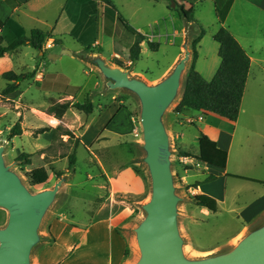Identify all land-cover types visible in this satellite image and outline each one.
<instances>
[{
	"label": "crops",
	"instance_id": "1",
	"mask_svg": "<svg viewBox=\"0 0 264 264\" xmlns=\"http://www.w3.org/2000/svg\"><path fill=\"white\" fill-rule=\"evenodd\" d=\"M151 1L155 4L153 7L154 9H156L157 6H162L166 15L162 20L155 19L149 23L150 31L147 32L142 30V28H137L127 16L122 14L125 9L127 11L135 10V8L138 10V8L134 6V0H113V3L118 12L125 17L128 23L136 31L146 37V42L141 45V56L145 52V46H148L147 42L158 43L160 44V49H162L163 45L161 40L166 39L167 41V39L172 36L175 39L172 45L175 46L179 44V50L174 54L172 60L168 64H165V66L159 70L158 74L150 75L152 80L146 77L148 73L144 74L143 72L131 71L133 77L141 79L149 84H158L173 71L178 62L184 57V45L189 38V29L191 26L198 27V23L196 17L195 21L190 25L185 21L184 25L176 27L171 34L167 28V19L172 22V10L168 8L169 2ZM203 1L206 0H199L194 8L198 4L203 3ZM209 1L213 2L215 5L214 0ZM227 1L228 0H224L223 3ZM106 9L107 8L103 4L92 0H0V21L7 22L2 35L4 36L6 29H10L14 37L12 42H14L21 34L27 36V29H29V35L27 37L30 36L32 30L40 29L48 33L51 37L49 41L53 43V47L48 50H53L55 47L60 46L63 51H70L71 57L81 56L88 66L90 63L86 59L93 57L91 55L95 47L102 50V57L107 60L101 35L114 40L115 50L111 56L115 57L119 55L120 49H124L125 43L131 40V48L135 41V38L128 34L119 24L117 16L115 17L113 28L111 29V35L106 32ZM251 13H258L262 16L264 23V0H233L224 22L221 25L219 24L220 28L224 27L232 33L251 59L250 72L238 120L236 122H231L213 114L204 115L192 111L176 114L174 111L171 129L176 136V144L179 152L198 155L200 151L199 138L200 134L203 133L215 141L219 149L228 153V164L226 169L212 167L192 158L184 157V159H186V164L192 166L190 173L195 172L194 168L204 167L207 176L214 175L217 178L223 176L240 182L241 185H235L237 191H257L259 195L258 199L262 203V208L256 213L255 220L264 223V143L260 140V138L264 139V116L263 114H259V111L264 112V54H260V52L264 50V39L261 42H254L250 40L251 38L248 37V34L243 31L246 29L245 21L247 16H250ZM231 16H233L232 26L228 25ZM173 23H176V19H174ZM111 24L112 23L109 22V28ZM152 27L155 28L154 31H151ZM163 30H166V33H164ZM93 31L96 33L95 37L90 40V42L85 41L87 34ZM191 34L194 35L193 29ZM63 35L76 41L78 45L81 44L83 49L73 51L67 48L65 40L62 39ZM191 39H193V36ZM56 40L61 41V44L56 45ZM203 41L204 37L200 40L197 47L198 56L195 66L202 77L210 82L215 77L221 65L222 60L219 57L220 46L217 43V57L215 56L212 63L203 66V70H201L199 66L202 61L201 51ZM11 43L6 44L5 38V46H9ZM25 47L31 48L30 46L21 47L15 52H9L0 60V64L3 62V64L7 66L4 70H0V77L6 72H14L17 75H21V71L27 70L29 71L28 73L35 72V77L23 81L18 90L13 94L3 97L4 100L8 102L10 99L9 96L13 95L15 100H19L18 106H21L30 115L37 114V116H40L34 118L42 125L40 129L45 127H50L52 129L51 132L40 135L38 138L33 137L35 140L41 138L46 139L47 144L35 147L38 152L42 153L44 158L46 155L45 149L53 142L54 130L57 127L60 126L73 133L74 136L76 135L78 138L77 140L81 141L82 147L87 153H89L91 157L94 156L99 160L101 166L100 173L103 174V181L109 186V198L112 202L107 208L83 205V207H85L83 211L85 213V218L73 217L70 219L65 215L62 219L55 220L49 228V236L52 242L47 241L46 245L35 255V264H131L130 257L133 250V241L129 237L128 226L127 224L118 222V216L113 213L112 208L114 203L118 202V200H116L118 195L135 198L141 192V176L138 174L137 169H139L141 165L139 155L142 149L133 135V124L131 121L132 109L135 108V103L137 101L135 97H123L118 91L110 90L106 83L104 84L103 81L97 78L95 83L89 86L87 83L75 84L69 76L61 73H47L43 69L45 63L43 59L45 58L47 48L44 49L43 52H39V56L42 57V60L38 61L39 65L36 66L35 69L33 67L30 68L29 65H23L22 70H18V65L17 62L15 63L16 60L14 57L25 55ZM87 49L91 51L88 56L85 54ZM64 53L65 52H62V54ZM51 55L57 56L55 53ZM9 57L14 59L9 60ZM127 63L130 64V66L134 65V63L132 64V62L128 60ZM49 75L56 77L64 76L69 86L79 88L78 94L73 97L55 91L38 89L36 83L43 82L44 79L50 81V79H48ZM54 80L56 81V79ZM5 82L7 86L8 82ZM24 83H28V85H23ZM25 86L27 87L25 88ZM22 90L30 93L36 90L43 93V100L48 101L49 107L52 99L60 103L70 101L73 104H82L90 98L94 106V111L91 115H85L72 108L62 119H57L54 115L45 113L41 110V107L46 105L45 103L44 105H39L32 101L26 102L25 100H20L19 96L25 95ZM82 95L85 97L84 102H80V97ZM248 98H250V102H246ZM260 100H262L263 103H260ZM49 107H47V109ZM129 107L132 109L129 110ZM73 115L77 118V123L74 125L69 122V117ZM245 115L246 117H242ZM25 122L26 118H24L22 122L24 133L26 134L25 127L27 123ZM197 125H200V129H197L198 136L196 141L198 142V148L195 152L190 150V145L184 140L183 133L180 134V130H188L190 127H198ZM32 133L33 132L30 134ZM129 136H132L133 140H130ZM65 160V168L68 169V157H66ZM91 170L94 172L95 169L92 168ZM88 176L93 179L92 175L89 174ZM49 177L51 179L50 172ZM234 177H240V179ZM241 178L248 180H243ZM89 182L90 181L86 180V186L103 188V186ZM87 188V190H89L90 187ZM94 192L95 191H92V194L95 196L97 192ZM190 192L194 194L193 196L207 195V193L203 191L202 185L196 188L190 187ZM121 202L125 203V201ZM217 202L219 205V201ZM136 203L139 204L137 201ZM247 227H249L248 224L244 226V229ZM127 250H129L128 256H126Z\"/></svg>",
	"mask_w": 264,
	"mask_h": 264
},
{
	"label": "rangeland",
	"instance_id": "2",
	"mask_svg": "<svg viewBox=\"0 0 264 264\" xmlns=\"http://www.w3.org/2000/svg\"><path fill=\"white\" fill-rule=\"evenodd\" d=\"M168 2V8L172 10V22L171 20L169 21V19H167V28L172 34L176 27L184 25L186 21L180 16L178 9V6L185 5V0H171ZM174 4L175 8L173 7ZM154 5L155 4L151 0H134V6H136L138 10H136V8L132 11H127L125 9L122 14L127 16L137 28H142V30L147 32L150 31L149 23L155 19L162 20V18L166 15V12L162 6H157V8L154 9ZM195 12L198 27L191 26L189 29L188 47L191 53V59L188 64V70L190 68V63H192L193 60L194 51L197 52L198 45H195L194 41L199 38V34L201 33L199 30L202 28L206 31V35L204 36V41L202 44V61L199 67L201 70H203V66H207L208 64L212 63L213 58L215 56L217 57L218 44L214 41L213 35L220 28V25L218 23V17L216 15L215 5L213 2H210L209 0L203 1V3L198 4L195 7ZM232 17L233 16H231L228 21V25L230 26H232ZM174 19H176V23H173ZM186 22L188 25L191 24L188 21ZM245 23L246 29L243 31L248 34V37L251 38L250 40L254 42H261L264 39V23L262 16H260L258 13H251L250 16H247ZM191 28L194 30V35L191 34ZM28 30L29 29H27V36L29 35ZM152 30L154 31L155 28L152 27L151 31ZM163 32L166 33V30H163ZM95 34V31L89 32L85 41L90 42V40L95 37ZM4 36L6 38V44L11 43L14 38L10 32V29L5 30ZM192 36L193 39H191ZM101 37L103 38L104 49L106 52V62L109 66L120 67L123 70L130 72L133 70L135 72H143L144 74L148 73L146 77L149 80H152L150 75L158 74L159 70L164 67L165 64H168L172 60L174 54H176L179 50V44L175 46L172 45V43L175 42V39L171 36L167 39V41L166 39L161 40L163 47L158 53H153L148 46H145L144 54L138 61L134 62L133 66H129L127 60L130 53L129 49L131 46V40L125 43L123 50L120 49L121 51L118 55L120 60H116L117 58L115 56H111L115 50L114 40L102 35ZM62 39L65 40V44L70 50L78 51L83 49L81 44L80 48V45H78L76 41L72 40L66 35H63ZM47 43L52 42L47 41ZM89 44L92 45L91 43ZM44 49H46V46ZM100 50V48L95 47L92 50L91 56H102ZM62 52L63 49L60 46L55 47L53 50L46 49L45 58L43 59L45 62L43 69L47 73H61L67 75L75 84L87 83L89 86H92L95 83L96 78L103 81L104 84L106 83V80L100 70L91 64L87 66L81 56L71 57L70 54H62ZM54 53L57 54V57H60L57 59H51L50 56ZM90 53V49H87L85 52L86 56H88ZM24 54L25 55L20 57H14L16 61H13H15V63L17 62L18 70H22L23 65H29L30 68L33 67L35 69V67L39 65L38 61L42 60V57L39 56V52L32 48L25 47ZM260 54H264V50H262ZM14 58L9 57V60ZM6 67L7 66H5L3 62L0 64V70H4ZM28 72V70L21 71V74ZM186 75L187 73L185 74V77ZM131 76L133 77L132 74ZM184 83L185 79L183 80V87L178 98L169 107L164 116V122L170 137V150L172 152L171 168L174 177V185L176 188V193L181 199L178 204V222L181 236L185 241L184 254L188 259L198 260L211 255L214 256L222 254L231 250L245 236L263 224L262 221L255 220L256 213L262 208V203L258 199L259 195L257 191H237L235 185H241V183L223 176L218 177V180L214 182L202 185L203 191L207 193L208 196L219 201V211L217 213H211L208 210L202 209L196 206L192 201L194 194L190 192V187H193L198 182H203L208 176L204 171V167L194 168L195 172L190 173L192 166H190V164H186V159L181 157L180 154H183V152L178 151L176 144L177 139L171 129L172 117L179 101L182 98ZM23 85H28V83H24ZM149 85L155 84L153 83ZM5 86L6 82L2 77H0V145L6 147L5 159L7 164L11 166L12 170L20 176L25 186L33 194H38L45 190L52 189L61 177H68V180L63 184L55 203L45 215L39 229L41 242L34 248L31 256V264H35V255L46 245L47 241L52 242L49 236V228L55 220L62 219L65 215L70 219L73 217L85 218V213L83 212L85 207H83V205L89 207L107 208L112 202L109 198V186L103 181V174L100 173L101 166L99 160L94 156L91 157L90 154L87 153V151L82 147L81 141L77 140L78 138L76 135V138L72 140H70L69 137L58 136L57 140L53 141L45 149V158L41 152L37 151L35 147H40L47 144V141L44 138L38 140L33 138V133L38 131L42 126L34 118L40 116H37V114H34V116L27 113L21 106L17 105L19 100H15L13 95L9 96L11 100L9 99L8 102H6V100L1 97V93L5 89ZM26 87L27 86H25V88ZM34 91H32V93L23 91L25 95L19 96V99H22V101L25 100L26 102L32 101L39 105H44L45 103L46 105L41 107V110L45 113H48L49 108L47 109V107H49V103L47 100H43V93L36 90ZM115 91H118L123 95V97H135L137 101L135 103V108L132 109L129 107V110L132 109L131 121L133 124V131L135 128H138V132L140 134V136L135 139L139 145L142 146L144 141L143 128L140 119L141 104L138 98L132 93L125 90ZM84 101L85 97L82 95L80 97V102ZM246 102H250V98H248ZM260 103H263V101L260 100ZM259 114H263L264 116V112L262 111H259ZM242 117H246V115ZM24 118H26L25 123H27L25 127L26 134L24 133V126L22 124ZM69 122L73 125L76 124V116H70ZM17 123H21L23 135L19 138L10 139V131ZM197 126L198 127H190L188 130H180V134L183 133L184 140L190 145V150L195 152L198 148V142L196 141L198 136L197 129H200V125ZM31 132L33 133L30 134ZM129 139L133 140V137L129 136ZM260 140L262 143H264L263 138H260ZM74 151L77 152L75 173H68L67 168H65V159ZM23 153L31 155V165L25 167L20 165V162L17 160V158ZM139 157L141 165L140 168L137 169V172L141 176L142 182L140 194L135 198L118 195L116 197L118 202L114 203L112 208L113 213L118 216V222H122L128 226L129 237L133 241V250L130 257L131 264H136L140 258V251L136 241L135 229L145 219L146 213L143 209V206L150 201L152 195V182L150 173L146 164L142 162L144 158L143 151H141ZM38 167H46L50 172L51 179L46 185L33 186L30 185L28 181L27 174L31 170ZM92 168L95 169L94 172H92ZM54 172H62L64 175L60 178H57ZM89 174L92 175L93 179L89 178ZM86 180L103 186V188H92V186H86ZM87 187H90L89 190H87ZM92 191L97 192H94L95 196L92 194ZM121 201H125V203H122ZM136 201L139 202V204L136 203ZM7 222L8 212L0 208V229L4 228ZM246 224H248L249 227L244 229Z\"/></svg>",
	"mask_w": 264,
	"mask_h": 264
},
{
	"label": "water",
	"instance_id": "3",
	"mask_svg": "<svg viewBox=\"0 0 264 264\" xmlns=\"http://www.w3.org/2000/svg\"><path fill=\"white\" fill-rule=\"evenodd\" d=\"M188 42L189 38L184 45V57L155 85L132 77L130 71L109 66L102 56L86 59L100 70L110 90L130 92L141 104L142 162L150 173L152 195L143 206L146 217L135 229L140 251L136 264H264V223L225 253L198 260L188 259L184 254L185 241L178 222L181 199L174 185L170 137L164 116L183 87L191 59ZM5 151L6 147L0 145V208L8 212V222L0 229V264H31L32 252L41 242L39 229L43 219L68 177H61L52 189L33 194L7 164Z\"/></svg>",
	"mask_w": 264,
	"mask_h": 264
},
{
	"label": "trees",
	"instance_id": "4",
	"mask_svg": "<svg viewBox=\"0 0 264 264\" xmlns=\"http://www.w3.org/2000/svg\"><path fill=\"white\" fill-rule=\"evenodd\" d=\"M97 3L103 4L107 9L105 12L106 32L111 35V29L115 17L124 30L135 38V41L130 48L128 61L132 64L140 59L142 43L146 42V37L136 31L128 21L118 12L113 0H92ZM155 2L171 1V0H153ZM199 0H185V5L178 6L180 16L192 23L195 21V4ZM224 0H214L216 5V15L218 22L221 25L231 8L233 0H228L223 3ZM109 22L112 23L109 28ZM7 22L0 21V60L3 59L9 52H15L19 48L24 46H30L38 52H43L44 47L51 39L48 33L40 29H34L31 31L29 37L21 34L14 42L9 46H5V37L2 32L6 28ZM200 36L194 41L195 45H198L200 40L205 36L206 31L202 28L200 30ZM214 41L219 44V57L221 58V65L212 81H206L202 75L196 70L197 52L193 53V60L191 66L185 77L184 89L182 98L179 101L175 113L182 114L186 111L199 112L204 115H216L231 122H236L240 116L242 100L246 89L248 75L251 67V59L246 51L242 48L232 33L221 27L213 37ZM56 45H60L61 41L56 40ZM149 49L152 52H158L160 44L147 42ZM194 46V45H193ZM102 53V50H100ZM44 58V57H43ZM3 79L8 82L6 88L2 91L1 97H6L15 93L20 84L28 79L35 77V72L17 75L14 72H6L2 75ZM50 81L44 79L43 82H37L36 87L41 90L55 91L64 95L76 96L79 92L78 87L69 86L67 79L64 76H48ZM56 79V81L54 80ZM76 109L85 115H91L94 111V106L90 98L84 103H72L70 101L60 103L54 99L50 101V107L48 113L54 115L57 119H62L64 115L70 109ZM50 127H45L33 134L34 138H38L47 132H51ZM23 135V128L21 123L15 124L10 131L9 138L15 139ZM58 136H68L70 140L75 136L70 131L57 127L54 130V140H57ZM199 154L191 155L188 153L180 154L181 157L192 158L203 164L217 167L220 169H226L228 164V153L217 147L215 141L209 138L207 135L201 133L199 138ZM17 160L22 167L32 164L31 155L23 153ZM77 164V152L74 151L68 156V173H75ZM57 178L64 175L62 172H54ZM28 181L30 185L42 186L46 185L50 179L49 172L45 167H39L31 170L28 174ZM233 177V176H230ZM240 179V177H234ZM218 178L214 175H209L203 182L196 183L193 187H199L203 184L216 181ZM243 179V178H241ZM248 180V179H243ZM257 182V181H253ZM192 201L194 204L202 209H206L211 213H217L219 211V205L216 199L208 195L194 196ZM129 255V250L126 251V256Z\"/></svg>",
	"mask_w": 264,
	"mask_h": 264
},
{
	"label": "built area",
	"instance_id": "5",
	"mask_svg": "<svg viewBox=\"0 0 264 264\" xmlns=\"http://www.w3.org/2000/svg\"><path fill=\"white\" fill-rule=\"evenodd\" d=\"M46 48L47 49H51L52 48V43H47L46 45ZM116 60H120V57L119 56H116ZM130 66V64H128ZM138 128H135L134 131H133V135L135 138H138L140 136L139 132H138Z\"/></svg>",
	"mask_w": 264,
	"mask_h": 264
}]
</instances>
